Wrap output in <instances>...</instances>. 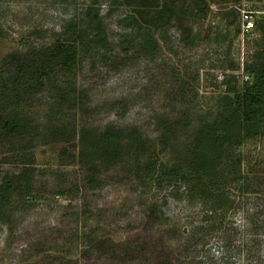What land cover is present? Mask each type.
Wrapping results in <instances>:
<instances>
[{
  "label": "rangeland",
  "instance_id": "1",
  "mask_svg": "<svg viewBox=\"0 0 264 264\" xmlns=\"http://www.w3.org/2000/svg\"><path fill=\"white\" fill-rule=\"evenodd\" d=\"M61 1H0V68L10 53L52 45L67 23L81 19L94 4ZM95 1L111 42L105 54L109 60L103 62V52H86L68 80L84 92L88 104L74 106L64 93L67 78L58 75L53 79L57 88L44 89L28 109L35 140L29 135L6 143L0 136V185L6 173L19 167L44 171L34 174V203L27 204L21 189L0 214V264L34 263L44 255L75 258L79 264H250L264 259V112L258 125L249 126L250 134L246 125L234 127L221 147L216 172L201 185L189 174L196 167L190 163L196 139L229 117L228 85L248 79L243 66L258 49L259 33L246 28L242 15L233 22L215 16L220 7L235 3L214 2L194 48L180 41L175 24H167L157 52L146 55L135 43L125 54L118 40L126 8L113 0ZM107 127L137 131L143 146H125L117 162H100L101 176L91 188L79 158L80 131L96 136ZM51 128L63 133L55 138ZM147 159L182 167L189 180L157 189L137 171ZM152 205L158 214L151 217ZM100 240L101 248L93 246Z\"/></svg>",
  "mask_w": 264,
  "mask_h": 264
},
{
  "label": "trees",
  "instance_id": "2",
  "mask_svg": "<svg viewBox=\"0 0 264 264\" xmlns=\"http://www.w3.org/2000/svg\"><path fill=\"white\" fill-rule=\"evenodd\" d=\"M95 2L94 0V4L86 10L81 19L67 23L64 34L52 45L30 47L25 52L10 53L2 60L0 68V136L6 143H9L10 137L28 140L31 126L28 109L32 107L34 101L40 98L44 89L50 86V88H57L53 81L56 76L62 74L67 78V81L70 80L73 73L82 65L86 52L87 54L94 53V55L100 54V52H103L104 55L108 53L111 42L106 35L100 10L94 6ZM115 2H119L126 8V13L120 19L122 34L118 40L119 47L125 54L133 50L135 43L146 55L157 52L160 48L158 38L166 40L167 28L165 26L167 24H175L174 26L180 32V41L185 46L194 48L195 42L199 37L201 38L202 24L212 13L211 3H235L234 7H220L214 12L215 16L221 19L230 18V22L239 21L243 9L241 8L242 2L249 5L246 9L254 11L255 26L253 31L259 33V38L255 42L258 49L253 53V59L247 60L243 66L244 74L248 79H243L240 86L228 85V93L224 96L228 119L224 120L223 118L212 123L196 139L190 151L192 153L190 163L196 167H191L193 174L192 172L189 174L194 176L197 185H201L204 177H209L216 172L214 170L217 169L215 166L222 154L221 147L235 130L234 127L246 125L250 134L249 126L258 125L262 112H264V0H113V3ZM240 24L241 21L238 23L236 35L241 31ZM89 35H91L90 44L83 51L82 47ZM108 60V56L105 55L103 62L106 63ZM123 60H126L127 63L129 59ZM111 66L120 67L121 65L116 66L112 63ZM68 85H70L69 81ZM71 86L64 90L67 99L70 102L73 101L74 106L78 105L81 108L86 106L88 101L84 92H77V89ZM164 127L167 125L164 124ZM51 132V136L53 135L55 138H58L55 136L56 134L63 133L54 128H51ZM30 138L35 140L34 133L30 135ZM66 138L69 139V137ZM207 141H210L208 145ZM80 143L82 144L79 155L80 163L82 167L87 168L86 181L91 188L96 187L101 176L98 167L100 162H117V158L125 146H129L131 150L135 149L136 145L138 149L143 146L141 135L137 131L127 132L113 127H107L96 136L81 129ZM141 168L137 171L141 172L144 179L149 180L150 178L157 189L174 188L178 183L189 180V174L187 175L184 169L177 165L165 167L147 159L142 163ZM36 170L35 167L24 166L19 167L14 174L9 172L5 174L0 185V214H4L10 208L11 199L15 198L16 192L21 189L22 195L29 199H26L28 205L35 202L37 197L33 189L34 174L44 172ZM138 177L140 176L138 175ZM209 194L211 198L212 194L210 192ZM155 206L152 205L149 209L148 213L151 217L158 214ZM103 241H96L93 246L101 248ZM139 244L141 245V243ZM87 251L90 250L84 249L81 252ZM66 258L44 255L40 260L26 264H79L78 259ZM204 258L207 260L209 257L204 256ZM211 263L215 264L213 260ZM221 264L230 263L224 261ZM250 264H264V259L251 261Z\"/></svg>",
  "mask_w": 264,
  "mask_h": 264
},
{
  "label": "built area",
  "instance_id": "3",
  "mask_svg": "<svg viewBox=\"0 0 264 264\" xmlns=\"http://www.w3.org/2000/svg\"><path fill=\"white\" fill-rule=\"evenodd\" d=\"M242 20L246 24L247 29H253L255 26L254 11L249 9L242 10Z\"/></svg>",
  "mask_w": 264,
  "mask_h": 264
}]
</instances>
